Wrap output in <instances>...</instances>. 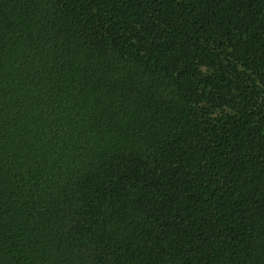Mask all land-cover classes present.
Masks as SVG:
<instances>
[{"label": "trees", "instance_id": "trees-1", "mask_svg": "<svg viewBox=\"0 0 264 264\" xmlns=\"http://www.w3.org/2000/svg\"><path fill=\"white\" fill-rule=\"evenodd\" d=\"M0 264H264V0H0Z\"/></svg>", "mask_w": 264, "mask_h": 264}]
</instances>
